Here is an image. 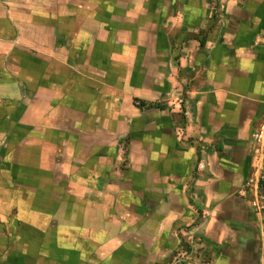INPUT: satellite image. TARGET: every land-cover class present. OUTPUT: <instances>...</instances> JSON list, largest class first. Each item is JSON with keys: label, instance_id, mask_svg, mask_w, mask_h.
Returning a JSON list of instances; mask_svg holds the SVG:
<instances>
[{"label": "crops", "instance_id": "obj_1", "mask_svg": "<svg viewBox=\"0 0 264 264\" xmlns=\"http://www.w3.org/2000/svg\"><path fill=\"white\" fill-rule=\"evenodd\" d=\"M263 113L264 0H0V264H261Z\"/></svg>", "mask_w": 264, "mask_h": 264}, {"label": "built area", "instance_id": "obj_2", "mask_svg": "<svg viewBox=\"0 0 264 264\" xmlns=\"http://www.w3.org/2000/svg\"><path fill=\"white\" fill-rule=\"evenodd\" d=\"M252 141L255 143V151L264 153V113L261 116V126L258 132L252 135ZM202 169V164L197 163L196 171ZM261 179L256 178L255 180L246 181L241 188L237 191V195L241 197H249V206L252 213L258 220L259 224V240L261 246V252L264 253V189L260 185ZM187 247H191L193 244H199L196 239H187ZM186 247V248H187ZM261 264H264L262 262Z\"/></svg>", "mask_w": 264, "mask_h": 264}]
</instances>
